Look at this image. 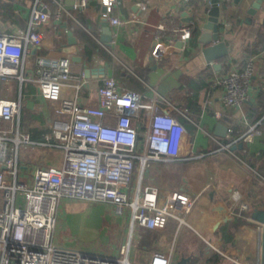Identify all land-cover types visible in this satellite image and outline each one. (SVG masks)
Returning <instances> with one entry per match:
<instances>
[{
    "label": "crops",
    "instance_id": "1",
    "mask_svg": "<svg viewBox=\"0 0 264 264\" xmlns=\"http://www.w3.org/2000/svg\"><path fill=\"white\" fill-rule=\"evenodd\" d=\"M256 2L219 0V40L226 44L228 55L207 63L197 41L199 30L192 32L184 47L178 41L173 46L164 40L157 42L155 35L161 31L160 26L166 34L183 23L194 27L193 21L183 19L184 12L201 27L207 21L210 0H119L114 13L123 25L115 35L108 24L113 39L109 47L99 42L106 36L102 26L105 8L100 0H88L84 7L80 0H66L62 16H51L42 28L41 45L32 49L23 62L21 70L35 77L37 56L70 58L73 74L83 73L88 80L78 93L77 99L83 105H95L98 84L104 76H112L122 89L140 93L145 99L156 94L177 108L172 114L188 131L182 145L183 157L155 163L165 164L163 167L149 166L144 181L157 186L161 198L169 191H183L195 200L186 218L188 225L183 228H178L173 219L163 230L139 227L137 244L143 241L147 255L152 251L169 253L171 264H218L222 260L227 264L231 260L264 264V223L255 218L257 212L264 211V0L250 14ZM139 3L146 8L143 10ZM30 6L31 0H0V34L25 31ZM48 6L53 13L55 5L49 2ZM68 32L75 38V45L68 44ZM156 45L159 57L153 53ZM230 60L239 68L252 61L254 73L246 101L240 107L226 108L221 103V87H212L211 78L222 74ZM217 62L220 66L214 67ZM66 96L75 98L73 92ZM0 98L20 101V129L29 132L34 142H44L49 124L58 114L54 103L39 95L36 84L29 80L20 83L16 78L2 80ZM218 123L228 128L225 137L216 135ZM249 126L256 133L244 140ZM19 156L30 163L28 173L38 165L60 167L63 162L60 148L40 144L22 148ZM207 185L210 188L201 192ZM77 203L88 206L78 200H60V223L61 216ZM88 209L103 219L101 208ZM202 236L217 246L213 247L215 254L198 250L204 242Z\"/></svg>",
    "mask_w": 264,
    "mask_h": 264
},
{
    "label": "built area",
    "instance_id": "2",
    "mask_svg": "<svg viewBox=\"0 0 264 264\" xmlns=\"http://www.w3.org/2000/svg\"><path fill=\"white\" fill-rule=\"evenodd\" d=\"M65 1L31 0L26 30L0 34V81H32L39 95L54 103L58 114L50 122L44 142L36 143L29 132L20 129V101L0 98V264H171V254L161 251H152L142 262L131 260L129 254L135 224L149 230L165 229L170 219L177 221L178 228L188 225L186 218L195 198L183 191H169L161 198L159 188L144 181L149 165L183 157L182 145L188 131L172 114L177 108L156 94L145 99L140 93L122 89L112 76H104L98 84L97 103L83 105L77 98L88 80L83 73L73 74L72 61L67 57L37 56L35 77L21 70L26 56L41 45L43 26L51 16H62ZM49 2L55 5L53 13ZM100 3L116 35L123 25L114 13L119 0ZM79 4L87 6L88 0H80ZM139 6L146 8L143 3ZM160 28L155 35L157 42L164 40L173 46L178 41L184 47L194 27L183 23L173 27L170 34L162 32L163 26ZM153 53L161 56L158 45ZM253 73L252 61L239 68L230 60L222 74L211 78L212 87H221L224 107L242 106ZM67 92H73L75 98L67 97ZM255 133L249 126L243 139ZM33 144L60 148L62 165H38L28 173L30 163L22 161L19 152ZM208 188L210 185L203 186L201 192ZM62 198L108 204L117 215L128 217L126 246L100 252L54 244ZM230 264L243 263L231 260Z\"/></svg>",
    "mask_w": 264,
    "mask_h": 264
},
{
    "label": "rangeland",
    "instance_id": "3",
    "mask_svg": "<svg viewBox=\"0 0 264 264\" xmlns=\"http://www.w3.org/2000/svg\"><path fill=\"white\" fill-rule=\"evenodd\" d=\"M30 76V73H27ZM163 167L165 164H151V166ZM147 167L146 169L150 168ZM82 202V201H81ZM87 203L88 206L77 203L70 206L66 214L61 216V223L57 218L53 243L69 248L82 249L87 251H115L121 247H125L129 241V221L126 217L117 215L113 207L108 204L102 203ZM96 209L101 208L103 219L95 217L88 208ZM88 209V210H87ZM60 218V217H59ZM185 227L184 225L182 228ZM139 226L135 224L133 238L131 241L130 259L136 262H142L147 255L142 248L143 241L137 244V237L139 235ZM203 237V243L199 245V251L204 250L210 252L211 255L215 254L213 250L217 246L211 242L209 238ZM214 247V248H213ZM122 248V249H123ZM188 252L183 251L182 254ZM173 260H176V254H173ZM218 264H227L225 261H220Z\"/></svg>",
    "mask_w": 264,
    "mask_h": 264
},
{
    "label": "water",
    "instance_id": "4",
    "mask_svg": "<svg viewBox=\"0 0 264 264\" xmlns=\"http://www.w3.org/2000/svg\"><path fill=\"white\" fill-rule=\"evenodd\" d=\"M211 7L208 10V18L207 21L204 22L201 27L196 23L193 17H187V13L184 12L182 14L183 17L186 16V18H183L186 21H193L194 22V28L193 32L200 31L198 43L202 46L201 53L207 63H211L214 61H220L222 58L226 57L228 55L227 46L224 42L219 40V25H218V16H219V0H210ZM260 0H257L255 4L251 7L249 10L250 14H253L259 6ZM102 26L104 28V34L106 36H102L99 40L100 43H103L110 46L111 42V35L110 30L108 27V22L106 19H103ZM68 44L69 45H75L76 40L73 38L71 32H68ZM178 44L181 46V43L178 42ZM79 60L81 58L78 57ZM214 67L220 66V64L217 62L213 64ZM89 70H85V75L88 74ZM216 128L218 131L216 132V135L220 137H225L226 133L228 131V128L223 125L222 123H218ZM256 220L261 221L264 223V211H259L255 214Z\"/></svg>",
    "mask_w": 264,
    "mask_h": 264
},
{
    "label": "trees",
    "instance_id": "5",
    "mask_svg": "<svg viewBox=\"0 0 264 264\" xmlns=\"http://www.w3.org/2000/svg\"><path fill=\"white\" fill-rule=\"evenodd\" d=\"M87 55H90V51H87Z\"/></svg>",
    "mask_w": 264,
    "mask_h": 264
}]
</instances>
